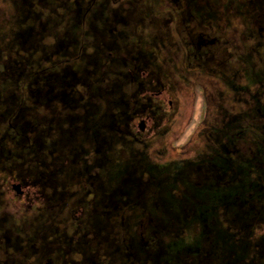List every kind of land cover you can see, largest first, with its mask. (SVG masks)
I'll return each instance as SVG.
<instances>
[{
    "label": "flooded vegetation",
    "instance_id": "af4514ba",
    "mask_svg": "<svg viewBox=\"0 0 264 264\" xmlns=\"http://www.w3.org/2000/svg\"><path fill=\"white\" fill-rule=\"evenodd\" d=\"M13 1L0 264H264V243L218 227L264 214V0ZM195 84L209 113L172 156ZM151 186L164 224L143 212ZM128 208L151 240L134 239Z\"/></svg>",
    "mask_w": 264,
    "mask_h": 264
},
{
    "label": "rangeland",
    "instance_id": "374dc122",
    "mask_svg": "<svg viewBox=\"0 0 264 264\" xmlns=\"http://www.w3.org/2000/svg\"><path fill=\"white\" fill-rule=\"evenodd\" d=\"M148 1L149 0H145L142 2V4H146V3H148ZM136 2H139V1H136ZM13 4L18 5V3H15L13 0H0V33H2V32L4 33L3 35L0 36V48L3 47L2 45L7 44V40H6L7 35L9 33L11 34V33H14L16 31V30L14 31L13 29H11L10 23H9L10 18L13 22L16 21V18H18V11H17L18 8L16 9L13 6ZM142 4H140V5H142ZM19 6L20 5H18V7ZM19 9H20V7H19ZM138 10H140V8H138ZM16 13H17V15H16ZM77 15H78V13H77ZM134 15L136 16V12L134 10L128 12V16L133 17ZM163 15H164L163 13L156 14V16H158V17H161ZM167 27H168V24H167ZM77 29L78 30L76 31L75 34H77L80 30L79 28H77ZM167 30H169V28H167ZM5 32H7V33L5 34ZM62 32H63V30L61 29L60 30L61 35H63ZM15 64L16 63H14V65ZM9 73L11 74V77L16 78V75L14 72L9 70ZM17 77L21 78V75L20 76L18 75ZM207 80H209V79H207ZM195 85L192 88L193 91H191L192 95L189 96V99L187 100L186 105H184L185 116H184L183 120L180 122V126L177 130L178 131L177 132L178 134L176 135L177 137L174 138L173 137L174 135H173L170 138V140L167 141V146H168L169 150L171 151L172 156H176L177 154H180V152L182 150H185L184 147L187 148V145L192 141V139L195 135V131H196L198 125L201 122H204L206 120V117L209 113L208 109L210 108V101L212 100L213 94H210L208 88L204 87L205 89H203L198 84H195ZM15 89L17 90V88H15ZM15 94H16V96L19 95L18 90H17V92H15ZM11 108H13V105H11V107H7L6 109H11ZM173 138H174V140H173ZM262 144H263V142H262ZM173 146L175 149L173 148ZM128 149H129L128 143H124V142L119 140L118 148H116V152L118 151V159H121V160L124 159V156L127 155ZM161 161L163 163H164V161L166 162V160H161ZM110 180H113V179L111 178ZM156 192H157L156 188L151 186L150 187V204L148 206L144 207L143 212H146V211L148 212L150 209V213H148L149 216L152 217L156 221L159 220L160 224H164L165 223L164 216H163V214H161V212H163V211L158 210L154 207L155 200L157 198ZM141 211L142 210L139 209L138 211L135 212L136 216H134V215L131 216V215H128L130 212V209L128 208L127 211L125 212L127 224H130V226H131L135 222L136 223L135 225L138 226L139 229L135 230V236H136L134 238L135 240H137V241L141 240V234H143V237L145 239L150 238V240H151L153 238V235L151 234V232L149 230L147 231V229H145L142 233L141 227L147 226L146 228L150 229L149 228L150 223H148V221H147L148 215L143 213V212L141 213ZM261 216H254L252 218V220H254L252 222V225H248V226L246 225L243 228V230H241V231L236 230L234 228L235 225L231 224L230 222L228 223L227 221H222L221 224L219 223L220 226H218V227H220V230L223 232L222 233L223 235H227V233L230 230L229 233L230 234L232 233V237H233V238L231 237L230 240L237 238V240L240 243V239H242L243 237L244 238L247 237L246 238L247 240L253 239L254 245L256 247H258L259 245L264 243V223H261L262 222L261 220H264V214H262ZM150 217H149V219H150ZM97 218H98L97 215L94 216V219H92V221H93L92 224H95L94 221ZM206 218H207V216H206ZM96 223L98 225L100 223V221L96 220ZM92 224H91V226H93ZM133 228H134V226H133ZM245 235H248V236H245ZM148 236H150V237H148ZM181 237L182 236H180L178 238L172 237V238H169V240L172 241L174 239L175 240L180 239ZM91 238H92V236H91Z\"/></svg>",
    "mask_w": 264,
    "mask_h": 264
}]
</instances>
